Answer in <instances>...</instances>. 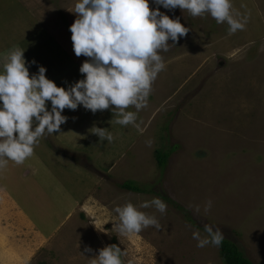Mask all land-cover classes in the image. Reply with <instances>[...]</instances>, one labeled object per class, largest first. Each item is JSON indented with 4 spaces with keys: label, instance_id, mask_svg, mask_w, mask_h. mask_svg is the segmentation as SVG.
Here are the masks:
<instances>
[{
    "label": "rangeland",
    "instance_id": "rangeland-1",
    "mask_svg": "<svg viewBox=\"0 0 264 264\" xmlns=\"http://www.w3.org/2000/svg\"><path fill=\"white\" fill-rule=\"evenodd\" d=\"M76 2L0 0V68L20 47L26 62L36 61L28 65L30 75L44 66L47 78L66 90L83 79L79 69L89 58L75 55L70 32ZM232 4L249 17L233 35L210 15L160 7L189 32L170 39L169 51L161 53L166 67L138 113L139 129L116 124L111 107L95 114L83 106L65 108L60 132L41 138L23 164L9 161L2 170L23 202L29 199L25 208L41 226L63 219L73 202L93 199L54 228L49 246L56 243L58 250L43 251L41 264H91L113 244L123 251V264H226L221 247L198 248L192 238L196 230L205 235L207 223L220 227L254 264H264V0ZM93 126L107 128L114 141L101 142ZM159 149L170 152L164 167ZM153 197L166 202V213L140 210L155 215L162 228L120 236L113 228L115 207ZM209 199L213 207L205 213Z\"/></svg>",
    "mask_w": 264,
    "mask_h": 264
},
{
    "label": "clouds",
    "instance_id": "clouds-1",
    "mask_svg": "<svg viewBox=\"0 0 264 264\" xmlns=\"http://www.w3.org/2000/svg\"><path fill=\"white\" fill-rule=\"evenodd\" d=\"M151 2L157 7L150 8L149 0H77L73 11L77 19L70 26L71 40L75 55L89 59L79 69L84 78L67 90L47 78L44 66L30 75L28 65L36 61L26 62L24 49L14 47L9 51L0 68V170L9 161L23 164L34 155L41 138L60 132L68 119L62 115L65 108L75 111L83 106L95 114L111 107L116 124L140 128L138 113L147 107L152 85L166 67L161 53L169 51L170 39L177 42L189 32L179 19L162 13L161 6L168 10L179 7L193 17L210 15L217 24L228 25L229 35L243 31L249 19L234 11L232 0ZM130 108L135 111H129ZM91 130L101 142L106 139L111 143L115 139L107 128L93 126ZM152 207L160 214L167 211L166 202L159 197L139 205L128 202L115 207L117 222L113 228L124 237L148 227L160 230L162 225L157 217L140 210ZM212 207L213 201L209 199L203 210L208 213ZM199 211L197 205L196 212ZM203 229L205 235L199 230L192 232L196 246L220 247L224 240L220 227L207 223ZM123 255L121 248L113 244L100 249L91 264H123Z\"/></svg>",
    "mask_w": 264,
    "mask_h": 264
},
{
    "label": "crops",
    "instance_id": "crops-1",
    "mask_svg": "<svg viewBox=\"0 0 264 264\" xmlns=\"http://www.w3.org/2000/svg\"><path fill=\"white\" fill-rule=\"evenodd\" d=\"M6 174L7 177L0 170V264H41L40 256H44L43 251L49 250L52 246L58 250L56 243L49 246L51 242L48 237L53 234L54 228L60 229L63 219L72 209L74 211L75 207H81L84 212V208L85 210L89 208V202L93 199H83L75 204L73 202L63 219L56 222L47 221L44 226H41L25 208L24 204L29 202V199L23 202L22 196L15 192L19 189L17 184L8 173ZM48 217L50 215L44 220Z\"/></svg>",
    "mask_w": 264,
    "mask_h": 264
},
{
    "label": "trees",
    "instance_id": "trees-1",
    "mask_svg": "<svg viewBox=\"0 0 264 264\" xmlns=\"http://www.w3.org/2000/svg\"><path fill=\"white\" fill-rule=\"evenodd\" d=\"M156 152L159 164L164 167L166 165L170 152H164L161 149L157 150ZM123 187L132 191H144L142 187H138L136 184L133 183H124ZM220 247L221 255L226 264H254L253 261L246 257L240 247L233 241L224 238Z\"/></svg>",
    "mask_w": 264,
    "mask_h": 264
}]
</instances>
